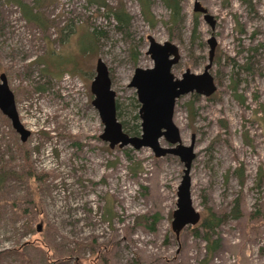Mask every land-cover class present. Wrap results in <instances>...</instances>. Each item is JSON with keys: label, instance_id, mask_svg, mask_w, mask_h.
<instances>
[{"label": "rangeland", "instance_id": "374dc122", "mask_svg": "<svg viewBox=\"0 0 264 264\" xmlns=\"http://www.w3.org/2000/svg\"><path fill=\"white\" fill-rule=\"evenodd\" d=\"M150 35L178 46L177 77L216 41V90L175 107L200 215L179 235L181 157L112 147L93 104L102 59L122 131L141 137L129 83L153 66ZM2 74L29 134L0 109V264H264V0H0Z\"/></svg>", "mask_w": 264, "mask_h": 264}, {"label": "water", "instance_id": "95a60500", "mask_svg": "<svg viewBox=\"0 0 264 264\" xmlns=\"http://www.w3.org/2000/svg\"><path fill=\"white\" fill-rule=\"evenodd\" d=\"M148 54L153 60V66L137 67L130 87L136 89L140 103L139 115L142 119L141 137L129 136L122 131V125L117 119L116 91L107 64L99 59L96 65V75L92 81L91 90L95 95L93 104L98 109L101 121L105 125L103 137L111 146L121 142V145L132 144L136 149L151 147L156 156L173 153L181 157L185 164L184 174L178 187L177 209L174 213L173 226L176 233L190 223H196L199 213L193 205L191 194V165L196 157L195 145L189 146L181 143V131L174 121L177 99L196 91L201 95L209 96L216 90L214 77L210 73L212 58L202 73H193L187 69L181 77L173 73V66L180 59V50L171 41L158 42L149 36ZM211 54L216 46L215 39H211ZM0 109L8 115L14 126L19 129L23 138L29 134L23 128L16 106L15 95L9 87L7 77L0 76ZM27 134V135H26ZM165 137L172 144V148L160 145V138Z\"/></svg>", "mask_w": 264, "mask_h": 264}, {"label": "trees", "instance_id": "16d2710c", "mask_svg": "<svg viewBox=\"0 0 264 264\" xmlns=\"http://www.w3.org/2000/svg\"><path fill=\"white\" fill-rule=\"evenodd\" d=\"M32 13H28V14H26L27 15V17L28 18H32L31 16H33V15H31ZM121 16H123V14H121L118 18H119V20L120 21H127V19H126V17L124 18H122ZM59 61V63L58 64H56V65H60L61 63H62V61L61 60H58Z\"/></svg>", "mask_w": 264, "mask_h": 264}, {"label": "flooded vegetation", "instance_id": "af4514ba", "mask_svg": "<svg viewBox=\"0 0 264 264\" xmlns=\"http://www.w3.org/2000/svg\"><path fill=\"white\" fill-rule=\"evenodd\" d=\"M209 42H210V44H211V41L209 40ZM211 49V48H210ZM210 58H212V59H214V54H215V48H214V51H213V53L211 54V50H210Z\"/></svg>", "mask_w": 264, "mask_h": 264}, {"label": "bare ground", "instance_id": "6f19581e", "mask_svg": "<svg viewBox=\"0 0 264 264\" xmlns=\"http://www.w3.org/2000/svg\"><path fill=\"white\" fill-rule=\"evenodd\" d=\"M190 172H191V171H190ZM190 177H191V176H190ZM192 201H193V200H192ZM188 225H193V224H188ZM188 225H186V226H188ZM184 227H185V226H184ZM184 227H183V228H184ZM179 233H180V232H179ZM179 233H176V234L179 235Z\"/></svg>", "mask_w": 264, "mask_h": 264}]
</instances>
